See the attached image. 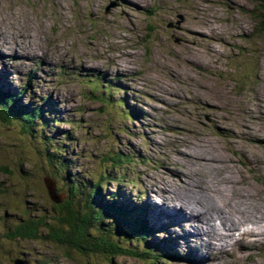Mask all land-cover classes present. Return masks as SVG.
<instances>
[{
	"label": "rangeland",
	"instance_id": "rangeland-1",
	"mask_svg": "<svg viewBox=\"0 0 264 264\" xmlns=\"http://www.w3.org/2000/svg\"><path fill=\"white\" fill-rule=\"evenodd\" d=\"M261 2L0 0V32L19 34L18 41L0 38V49L18 53L0 51V69L4 75L10 70L6 81L12 82V89L7 90L2 82L0 89L20 93L18 110L34 102L28 112L44 105L41 119L56 116L43 133L40 122L31 130L18 119L0 121V264H14L15 259L27 264H89V257L74 249L68 253L62 245L43 239L11 237L23 219L25 223L54 216L55 204L45 194L44 178L55 181L66 199L65 182L95 183L109 170L108 183L102 186L104 202L116 199L141 207V200L157 203L152 192L161 182L182 185L179 176H188L191 169L197 173L201 169L195 166L199 165L197 156L203 154L205 145L229 159L237 182L262 198L264 211ZM40 50L49 53L52 61L45 63ZM30 55L33 57L26 58ZM30 73H35L32 91L25 92L22 87ZM107 85L114 88L111 105L105 103L103 88ZM46 96L52 99L51 107L43 104ZM120 102L135 109V119L121 116ZM45 134L51 136L53 151H65L68 166H59L57 171L70 168L69 173L75 174L65 182L57 180L35 148H46L39 139ZM117 152L134 156L133 164L111 170L112 163L105 165L103 160ZM150 215L162 226L156 213ZM173 226L163 236H183ZM155 237L151 240L160 244L163 238ZM232 238L238 246L226 244L229 255L218 260L219 264H250L253 257L255 264L260 259L256 256L264 255V238ZM188 244L193 248L192 263L214 264L205 253L204 259L197 257V242L194 245L189 240ZM250 245L254 247L245 249ZM179 246L185 252L186 245ZM113 260L141 264L130 257Z\"/></svg>",
	"mask_w": 264,
	"mask_h": 264
},
{
	"label": "trees",
	"instance_id": "trees-1",
	"mask_svg": "<svg viewBox=\"0 0 264 264\" xmlns=\"http://www.w3.org/2000/svg\"><path fill=\"white\" fill-rule=\"evenodd\" d=\"M261 3L264 7V0ZM262 25H264V22ZM29 86L26 85L25 88ZM106 87L110 91L114 89L109 85ZM96 93L97 90L93 95L95 96ZM104 93L107 94L105 98L106 105H111V95L107 91ZM20 97V93L12 95L0 90V121L13 123L15 119H18L31 130L36 123L40 122L43 133L50 124L49 122H53L56 118L41 119L42 116L44 117L42 110L44 105L39 106L38 110H32V112L27 110L28 107H31L30 105H24L23 108L18 110L16 106ZM44 101H48V98ZM118 106L123 111L121 115H126V118L128 115L133 119L131 116H134V108L132 111L127 102H120ZM35 131L37 132V130ZM44 136L39 139L40 143L45 145L46 148L40 151V147H34L41 153V157L45 160L53 175L57 180L58 178L63 179L64 182L65 179L74 177L75 174L69 173L70 168L62 170L61 173L57 171L59 166H62V169L68 166V162L65 160V151H53L51 149V139L49 138L51 136L46 134ZM133 157L117 152L103 161L105 165L112 163L111 170L120 169L125 164H133ZM109 174V170L107 173L103 171L101 175L99 174V179H96L97 182L95 183L80 180L71 181L67 185L65 182L67 187L66 199L63 198L60 204L50 199L46 191L45 194L55 204L54 216H50L48 220L40 217L36 221L27 220L25 223L23 219L14 229L11 237L31 241L43 239L49 243L62 245L68 253L74 249L81 253L83 257H89V264L105 263L107 260L110 261V264H116V260L113 259L120 256L139 259L141 264H167L164 259L170 255L166 252L170 251L166 243L165 245L164 243L158 244L151 240L153 239L151 235H154V233L153 231L149 232L142 223V219L139 217L141 213L139 214L134 208L127 207V204L120 205L116 199L109 203L104 202L102 189L108 183L106 177Z\"/></svg>",
	"mask_w": 264,
	"mask_h": 264
},
{
	"label": "bare ground",
	"instance_id": "bare-ground-1",
	"mask_svg": "<svg viewBox=\"0 0 264 264\" xmlns=\"http://www.w3.org/2000/svg\"><path fill=\"white\" fill-rule=\"evenodd\" d=\"M149 12H152V10ZM34 30L40 31L36 28ZM6 36L8 38L12 37V41H18L19 38V34L11 36V34L7 35L2 31L0 32V38ZM5 42L10 44V41L8 42L5 40ZM16 46L13 47V49H15ZM0 51L4 53L10 52L11 55H18L17 52L13 53V50L5 51L0 49ZM32 55L34 57L37 56L36 54ZM32 55L26 58H32ZM41 55L46 60L45 63H48L47 61H52V57L49 56V53L42 51ZM21 60H25V58L21 57ZM86 65L95 67L91 64ZM104 67H106V65H104ZM4 72L6 73L5 75L0 69V82L5 85L7 90H10L12 89L10 83H8L10 80L8 79V81H6V79L10 77V70H5ZM103 89L110 95L112 94L108 87ZM202 149L203 154L200 157L198 155L196 160L199 165L195 166H201V169L197 173H195L197 169H193V171H191V169L188 176H179L182 185H176L172 181H163L159 184V189L155 188L153 190L152 193L156 195L157 198L155 201H157V203H154V200L150 201V213L157 214L156 219L162 226L158 225L152 216L148 221L151 225V222H153L158 229L167 223L176 225L178 233H181L183 236L191 237L195 242L200 244V249L195 250V254L198 258L201 256V258L204 259L202 254L205 253L216 262L214 264H219L217 261L225 255L224 253L228 252L225 247H220V245L231 240L237 233H239L241 237L249 236L254 239L264 238V211H261V202H263V200L262 198L255 197L250 189L242 186L243 182H237L236 173L233 171V165L229 163V159L217 155L210 146L205 145ZM207 166L209 167L208 170L204 169ZM201 171L203 172L200 173ZM209 175L210 178L208 177ZM171 177L174 179L177 178L173 175ZM167 184L173 185L174 187L167 186ZM236 184L237 186H235ZM160 193H162V196H159ZM174 229L173 227L172 230ZM167 232H169L168 227H163V232L160 237L166 239L163 234ZM173 237L180 239L181 243H184V237H179V235L175 234ZM168 240L171 241L170 237ZM179 245L180 244L175 243V246H172L173 249H170V251L176 252L181 250L182 248ZM240 259L241 258L238 260ZM197 261L198 260H196V264L198 263ZM255 264H264V257L260 258Z\"/></svg>",
	"mask_w": 264,
	"mask_h": 264
},
{
	"label": "water",
	"instance_id": "water-1",
	"mask_svg": "<svg viewBox=\"0 0 264 264\" xmlns=\"http://www.w3.org/2000/svg\"><path fill=\"white\" fill-rule=\"evenodd\" d=\"M44 186L47 190L48 195L50 198L57 204H60L62 201L63 196L58 194L57 187L54 181H52L50 178H44ZM14 264H26L24 261L20 259H16L14 261Z\"/></svg>",
	"mask_w": 264,
	"mask_h": 264
}]
</instances>
